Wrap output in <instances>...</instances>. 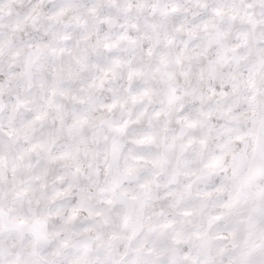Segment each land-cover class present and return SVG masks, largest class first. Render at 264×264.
Listing matches in <instances>:
<instances>
[{
  "label": "snow or ice",
  "instance_id": "1",
  "mask_svg": "<svg viewBox=\"0 0 264 264\" xmlns=\"http://www.w3.org/2000/svg\"><path fill=\"white\" fill-rule=\"evenodd\" d=\"M0 264H264V0H0Z\"/></svg>",
  "mask_w": 264,
  "mask_h": 264
}]
</instances>
